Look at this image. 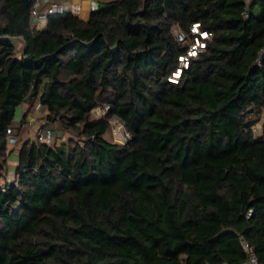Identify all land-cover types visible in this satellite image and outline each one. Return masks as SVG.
<instances>
[{"label":"trees","instance_id":"obj_1","mask_svg":"<svg viewBox=\"0 0 264 264\" xmlns=\"http://www.w3.org/2000/svg\"><path fill=\"white\" fill-rule=\"evenodd\" d=\"M95 1L37 27L32 0H0V157L24 102L73 133L16 141L0 264H236L240 237L264 264V0Z\"/></svg>","mask_w":264,"mask_h":264},{"label":"built area","instance_id":"obj_2","mask_svg":"<svg viewBox=\"0 0 264 264\" xmlns=\"http://www.w3.org/2000/svg\"><path fill=\"white\" fill-rule=\"evenodd\" d=\"M66 7H67L66 4L56 1V0H32V5L30 8V20L34 24H37L38 22L45 20L50 14L63 12ZM96 7H97V2L95 0H91V9H94ZM191 29L194 32H198L200 34V37H210L211 35L210 31H205V30L199 31L197 22H194L191 25ZM178 36L179 38H182L183 33L178 32ZM203 45L204 43L200 41L198 37H195V41H193V43L190 44V46L188 47L186 51V54L179 56L181 58L180 66L186 67L188 56L194 55L196 51ZM263 55H264V45L262 46L258 55L256 56L255 62L259 63ZM176 69L178 71L173 72L174 76L169 77L171 80H174V81H176V79L178 78L181 67H177ZM108 108L109 106L107 104L103 106H96L91 110V112L94 114L95 117H101L106 113ZM109 122L112 128L113 134L118 136L117 139H120V138L123 139L122 143L127 142L128 139L130 138V134L126 131L123 121L118 116L113 115L111 119H109ZM7 133H10L9 128H7ZM35 135L38 140L44 141L46 143H50L53 140L52 139L53 134L50 128H44L41 126L36 130ZM15 141H16L15 137L9 136L7 143L13 144L15 143ZM14 179H15L14 177H11V179L9 178V180H14ZM250 212H251V209H248L247 214H250ZM240 241L245 251V257L236 264H263L258 260V257L255 251L243 237H240ZM219 264H232V263H230L227 260H224Z\"/></svg>","mask_w":264,"mask_h":264},{"label":"rangeland","instance_id":"obj_3","mask_svg":"<svg viewBox=\"0 0 264 264\" xmlns=\"http://www.w3.org/2000/svg\"><path fill=\"white\" fill-rule=\"evenodd\" d=\"M56 1H59L62 3L67 2V0H56ZM194 41H195V39H194ZM179 60H181L180 57H179ZM180 64H181V61H180ZM173 76L174 75L172 73V77ZM34 105L35 104H33L32 106H34ZM17 117L18 116L16 115V117L14 119L17 120ZM111 117L109 119H111ZM42 119L45 121L43 114L36 116V118L32 121V123L25 122V124L22 125V127L20 128V132H19L20 140H19V142L25 138L35 140L36 139L35 127H37V125H39V124H44V125H46L52 129V131H53L52 139H53L55 144H59L62 141L66 140L67 137L73 135V133H71L69 131H66V133H65V131H62L58 124L51 125V124L47 123L46 121L42 122L43 121ZM262 119L263 118L260 117L259 120L253 125V130H254V133H256V134L262 133V132L264 133V122H262ZM109 127H110L109 128L110 136H108L109 139L123 142V139H121V138L117 139L118 136L113 134L112 128L110 126V122H109ZM12 133H13V131H12ZM123 137H124V135H123ZM14 145L15 146H13L11 144H7L6 150H5V153H6L5 157L4 158L0 157V165H3L5 167V168L3 167L0 169V183L5 182L9 178L11 179V175L13 174V171H14L13 165L15 163L17 164V162H14L16 160V156H17L16 144H14Z\"/></svg>","mask_w":264,"mask_h":264},{"label":"crops","instance_id":"obj_4","mask_svg":"<svg viewBox=\"0 0 264 264\" xmlns=\"http://www.w3.org/2000/svg\"><path fill=\"white\" fill-rule=\"evenodd\" d=\"M63 3L66 4V6L69 9H71L72 12H74L75 14H77L78 16H80L81 18H84V19L88 17L89 12L91 10V0H67V2H63ZM44 21L45 20L38 22L36 24L37 27H41L44 24ZM14 41H15L16 47L20 49L22 47V45H23L22 38L20 36H16L14 38ZM24 109L26 110L25 121L20 122L21 116H22V111ZM44 113H45V109L39 103L36 102L34 106L30 107V106H28L27 102H24L23 104L18 106V108L16 109L14 118L16 117V115L18 117H17V120L14 119V123L16 125H20V128H21L22 125L25 124V122L32 123V121L36 118V116H39V115H42V114L44 115ZM260 117L263 118L262 122H264V108H262ZM42 122H45V121L43 120ZM41 126L44 127V128H50V127H48V126H46L44 124H39V125H37V127H35V133H36V130L39 127H41ZM62 131H64V130H62ZM19 132H20V129L18 130L17 133H11L10 136L15 137L16 141H17L20 138L19 137ZM65 133H66V131H65ZM52 134H53V131H52ZM16 141H15V143H16ZM15 143H13L11 145L15 146L14 145ZM16 151H18V147L16 148ZM14 162H17V160H15ZM15 164L13 165L14 168L16 166ZM11 177H14V171H13V174L11 175Z\"/></svg>","mask_w":264,"mask_h":264},{"label":"clouds","instance_id":"obj_5","mask_svg":"<svg viewBox=\"0 0 264 264\" xmlns=\"http://www.w3.org/2000/svg\"><path fill=\"white\" fill-rule=\"evenodd\" d=\"M176 71H178V70L176 69ZM176 71H175V72H176ZM180 72H181V70H180ZM179 74H180V73H179Z\"/></svg>","mask_w":264,"mask_h":264}]
</instances>
